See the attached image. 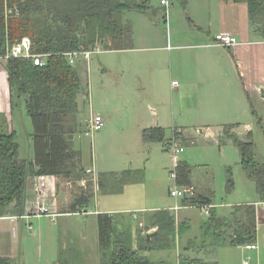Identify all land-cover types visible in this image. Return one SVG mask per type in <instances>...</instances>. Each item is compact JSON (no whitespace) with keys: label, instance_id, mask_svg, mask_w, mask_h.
Wrapping results in <instances>:
<instances>
[{"label":"rangeland","instance_id":"rangeland-1","mask_svg":"<svg viewBox=\"0 0 264 264\" xmlns=\"http://www.w3.org/2000/svg\"><path fill=\"white\" fill-rule=\"evenodd\" d=\"M158 1L152 0V3L158 5ZM174 5L182 8L176 21L186 31L192 27L188 13L180 3L175 2ZM134 13L128 12L127 17L133 18L136 15ZM150 18L163 28L166 37L172 34L175 28L172 19L168 24L162 15ZM174 37L178 35L175 34ZM138 45L145 47L139 41ZM175 51L103 50L90 59L80 58L76 65L83 71L82 79L88 84L90 94L86 103L81 101L79 104L80 126L75 136V148L82 153L79 171L84 174L83 191H89L94 197L87 207L89 212L99 208L125 214L131 219V226L136 234L138 227L146 225V218L142 217L145 211H151L150 208L171 209L179 205L181 207L176 211V219H187L190 224L188 234L195 238L200 235L201 222L208 216L204 208L184 206L182 198L172 197L170 191L177 185L171 177V170H174L172 150L166 149L162 141L144 139L143 126H150L159 116L166 139H172L175 130L181 131L182 137L176 141L183 147V151L177 154L179 161L190 163L191 181L209 188L216 203L220 204L224 200L231 203L252 201L257 198L256 183L242 167L238 146L232 140L216 134L222 133L226 128L237 131L240 138L245 140L251 130L256 158L264 162V98L262 91L257 92L254 97L247 93L246 107L239 115L241 122L218 125L213 121L216 112L211 110L216 109L217 101L224 98V95H220L223 93V83L219 79L198 76L194 72V49ZM172 55H176L173 61ZM152 56L163 57V67H159V70L149 69L150 65H147L146 60ZM82 64L87 69H82ZM170 66L176 74H169ZM173 80L179 85L173 86ZM176 86L183 89L181 93H178ZM86 90L84 87L85 92ZM93 114H100L104 124L100 130L87 134L88 121ZM224 115L226 113L219 112L217 119H222ZM10 117L12 120L14 117L18 119L17 115L12 114ZM21 121L24 130L18 138L21 156H33L32 140L27 135L33 126L26 111L22 113ZM247 123L250 124L246 125ZM207 125L211 128L204 134L202 130ZM185 135L187 139H183ZM217 139L222 140L221 144H218ZM87 168L94 169V174L103 177V190L99 186L101 178L96 179L92 174L86 173ZM124 170H140L141 177L136 182L123 184L122 190L114 191L108 180L115 172L122 173ZM229 177L234 179L231 189L228 186ZM74 186L79 187V183L75 181ZM135 214L137 218H134ZM94 219L95 216L86 219L84 216L72 217L77 229H82V225L87 224L91 231L95 229ZM32 223L31 230L29 223L23 224L18 239L21 255L16 261L19 264H52L62 252L71 256L77 251L73 247V241H77L75 234L72 233L70 239L67 238L61 229L62 225H55L49 219L42 220L40 225L34 219ZM258 242L257 250H245L240 245L229 243L214 249L207 245L198 254L208 261L216 259L219 264H242L244 259L251 264H264V225L258 229L256 243ZM196 244L197 248L202 246L201 242ZM188 245V238L183 235L175 249L170 252H153V256L156 260L168 257L173 264H178L180 250L186 249ZM81 259L85 264H99L95 256L87 259L81 255Z\"/></svg>","mask_w":264,"mask_h":264},{"label":"trees","instance_id":"trees-1","mask_svg":"<svg viewBox=\"0 0 264 264\" xmlns=\"http://www.w3.org/2000/svg\"><path fill=\"white\" fill-rule=\"evenodd\" d=\"M231 1L248 4L253 31L264 39V0ZM151 8L150 0H0V56L24 36L33 40L34 53H50L44 65H36L33 59L23 57L3 61L8 73L11 112L22 117L26 111L32 121L33 129L27 135L32 140L33 156H20L18 133L10 129L8 117L0 113V217L24 212L30 176L55 174L76 182L84 179V174L79 171L82 153L75 148V136L80 126L78 98L85 91L78 66L70 63L64 52L90 49L97 45L103 50L131 48L133 26L124 20V13ZM238 69L243 78L239 66ZM85 95L89 96L88 91ZM225 133L238 146L242 167L255 181L259 196L264 201V162L256 158L253 132L248 133L249 140H242L226 128ZM180 135L179 131H174V139L178 140ZM143 136L146 140L163 142L165 129L146 128ZM170 144L171 139L167 148ZM141 172H115L108 183L114 191L122 190L123 184L136 182ZM177 173V184L192 186L191 166L187 162H179ZM98 175L101 178L99 186L103 190L104 180ZM228 180L231 189L234 179L229 177ZM92 198V193L82 189L74 200L72 211L87 213L81 207L89 204ZM182 203L192 207L213 205L210 199L197 194L184 198ZM212 208L204 225L202 246L197 248V242L190 240V245L180 250L178 264H219L199 256L205 246L214 249L227 243L245 245L257 242L255 205L234 207L233 218L229 221L214 217ZM143 216L146 225L138 227L134 234L131 219L125 214L102 212L97 215L99 264H173L168 257L156 260L153 252L175 249L179 238L190 230L189 222L179 224L169 209L145 211ZM152 228L157 229V233L148 241L146 235ZM227 229H232L233 233L229 234ZM58 256L55 264H85L76 252L71 256L62 252ZM0 264L19 262L11 257H0Z\"/></svg>","mask_w":264,"mask_h":264},{"label":"crops","instance_id":"crops-1","mask_svg":"<svg viewBox=\"0 0 264 264\" xmlns=\"http://www.w3.org/2000/svg\"><path fill=\"white\" fill-rule=\"evenodd\" d=\"M171 6L166 11L161 6L160 0L158 5H154L150 0L152 8L147 11L130 10L124 13V20L131 22L133 26V46L128 49H120L121 52L135 51L136 49H152L157 51H169L175 52L194 49V72L198 76H205L209 79H219L223 83V93L220 95L221 98L217 101L216 109H212V112H216L215 121L218 125L220 124H238L241 122L239 118L240 113L244 112L246 107V94L253 96L257 92L259 93L264 89V39H262L257 33L253 31L249 18V9L246 2H233L231 0H170ZM175 2L180 3L183 9L188 13V18L192 22V27H189L186 31L183 30L176 19L179 16V10L182 8L178 5H174ZM136 14L133 18L127 17V13ZM163 16L164 21L170 24L171 19L175 25L172 34L166 37V33L163 28L151 20L150 17ZM174 32V33H173ZM229 33L236 36L239 39V43L225 47L215 43V36L218 33ZM178 37H174V35ZM138 41L143 43L145 47L138 45ZM172 41V42H171ZM187 42V43H184ZM190 42V43H188ZM143 45V46H144ZM174 55V54H173ZM172 55L171 60L176 58ZM233 56L236 58L234 60ZM163 57L152 56L147 59L146 63L152 71L159 70L163 67ZM185 64V62H183ZM147 66V69H148ZM238 66L241 69L243 78H241ZM160 67V68H159ZM82 69H87V66L81 65ZM79 69V67H78ZM171 75L176 74L173 72V68L170 66ZM80 77L82 79L83 71L79 69ZM82 72V73H81ZM176 80L172 81L173 82ZM83 86L87 88L89 92L88 84L83 82ZM179 85V83H178ZM173 86H175L173 84ZM178 93L182 92V88L176 86ZM263 97V96H262ZM89 98L86 97L85 92L79 95L78 102L85 101ZM264 98V97H263ZM80 106V105H79ZM219 112H224L226 115L222 119L219 118ZM0 113H4L9 120V126L11 130H15L18 133V138L23 133V125L21 117L18 114V119L12 120L11 112V101H10V87L8 81V73L4 67L3 61H0ZM13 115V116H14ZM100 115V114H99ZM12 120V121H11ZM159 116L156 117V122L150 126H143V131L146 128L152 127H164L160 122ZM213 123V122H212ZM247 123L246 125H249ZM212 125V124H211ZM203 128L202 132L207 134L210 125ZM252 132L251 130L248 131ZM214 133V132H213ZM224 133V135H222ZM240 137L237 131H232ZM248 133L247 138L248 139ZM215 134V133H214ZM166 135V132H165ZM225 137V129L222 133H217L216 136ZM182 137V136H181ZM183 139H187L186 135ZM218 140V144H221L222 140ZM244 140V139H242ZM233 141V140H232ZM164 146L167 149V143L169 139L163 141ZM234 142V141H233ZM20 144V143H19ZM21 150V145H20ZM21 156V152H20ZM25 158L24 156H21ZM187 162V161H185ZM189 165L190 163L187 162ZM75 181L64 178L63 176L54 175H36L30 176L26 186V199L24 204V212L19 215L9 213L5 216L0 217V257H11L17 259L21 255L20 247L18 246V239L23 230V224L29 223V230L33 229L32 220H36L38 225L42 223V220L49 219L55 225H62L63 234L70 239L71 234L74 233L77 241H73V247H76V253L87 257L95 256L100 261L99 255V241H98V226H97V215L102 212L116 213L113 210H101L96 208L94 212H89L87 207L90 203L81 207V209L87 210V213H75L73 212V203L75 202L78 195L82 192L85 180H78L79 187L74 186ZM192 186L195 188L198 196L206 197L210 199L214 208V217L221 220L229 221L233 218L234 207L240 205L253 204L257 211V230L264 225V201L261 200L257 191V198L254 200H246L239 202H227L224 200L218 204L214 201L212 191L206 186H198L192 182ZM44 207L46 211L42 214H37L38 207ZM172 207L169 209L175 216L178 209ZM160 209V208H156ZM150 208V210H156ZM80 210V208H79ZM212 211V210H211ZM73 216H84V219L89 216H95V229L91 231L90 227L85 224L82 225V229H77L75 222L72 220ZM208 218L200 224V235L199 237H191L188 232L184 234L187 236L188 242L194 240L196 242L203 243L205 240L204 236V225L209 220ZM129 218V217H127ZM136 217V214L134 215ZM179 224L183 221L189 222L187 219H178ZM190 225V224H189ZM41 228V227H40ZM42 229V228H41ZM223 230L225 228H222ZM229 230V234L233 233L232 229ZM71 241L69 242V246ZM229 244V243H227ZM259 245V242L257 243ZM226 245V244H225ZM242 247V245H240ZM19 259V258H18ZM57 260H53L52 264H55ZM218 262V260L215 259Z\"/></svg>","mask_w":264,"mask_h":264},{"label":"built area","instance_id":"built-area-1","mask_svg":"<svg viewBox=\"0 0 264 264\" xmlns=\"http://www.w3.org/2000/svg\"><path fill=\"white\" fill-rule=\"evenodd\" d=\"M160 4L162 7H164L166 10L169 9L171 6V1L170 0H160ZM215 43L225 46V47H231L239 43V39L231 35L229 33H218L215 38ZM103 49L101 46L97 45L94 48L90 49H80V50H75V51H68L64 52V55L67 56L69 59L70 63L76 64L77 61L80 58H86L90 59L92 55L98 54L102 52ZM50 53H34L33 52V40L29 36H24L20 40L16 41L12 46H10L6 52L5 55L0 56V61H7L10 58H15V57H23V58H30L35 61L36 65H44L46 62V58L49 56ZM174 85H178L177 81L173 82ZM103 118L99 114H93L91 115V118L88 121V131L87 134L95 132L100 130L103 127ZM181 133V131H179ZM177 140L171 139V144L169 148L172 150V159L174 163V170H171V177L177 181L178 173H177V167L179 164V158H178V152L183 151V147L179 146L178 143L176 142ZM86 173L92 174L96 179H98L99 175L94 174L95 170L92 168H87ZM177 183V182H176ZM172 197H178V198H186V197H192L196 195L195 188L193 186H181L177 184L174 188L171 189L170 191ZM194 206V205H193ZM181 206L176 205V209L180 208ZM200 208H204V211L207 215L210 214V208L213 207V205H203V206H198ZM46 211L44 207H38L37 208V214H42ZM85 213V212H83ZM242 248L245 250H257L259 249V245L257 243H248L245 245H242ZM242 264H251L248 260L244 259Z\"/></svg>","mask_w":264,"mask_h":264},{"label":"water","instance_id":"water-1","mask_svg":"<svg viewBox=\"0 0 264 264\" xmlns=\"http://www.w3.org/2000/svg\"><path fill=\"white\" fill-rule=\"evenodd\" d=\"M262 96L264 97V89L262 90ZM157 233V229L152 228L150 231L147 232V240L151 241L153 236Z\"/></svg>","mask_w":264,"mask_h":264}]
</instances>
